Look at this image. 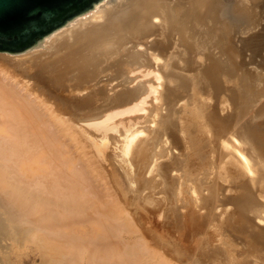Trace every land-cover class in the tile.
<instances>
[{"label":"bare ground","instance_id":"1","mask_svg":"<svg viewBox=\"0 0 264 264\" xmlns=\"http://www.w3.org/2000/svg\"><path fill=\"white\" fill-rule=\"evenodd\" d=\"M263 1L103 0L0 53V233L41 264H264Z\"/></svg>","mask_w":264,"mask_h":264},{"label":"water","instance_id":"2","mask_svg":"<svg viewBox=\"0 0 264 264\" xmlns=\"http://www.w3.org/2000/svg\"><path fill=\"white\" fill-rule=\"evenodd\" d=\"M103 0H0V53L17 55L35 46Z\"/></svg>","mask_w":264,"mask_h":264},{"label":"rangeland","instance_id":"3","mask_svg":"<svg viewBox=\"0 0 264 264\" xmlns=\"http://www.w3.org/2000/svg\"><path fill=\"white\" fill-rule=\"evenodd\" d=\"M230 5V4H229ZM261 6V7H260ZM220 8L218 9L219 10V13H218V18L219 19H222V20H226V21H229V19L231 18L230 16V13L234 15V12H230L229 10L231 9V6H227V7H222V6H219ZM228 10H227V9ZM257 9V10H256ZM255 9V12L257 14V16L254 17V20L257 21V24H261L260 28L262 27V25H264V1L257 6V8ZM222 10V11H221ZM261 10V11H259ZM228 11V12H226ZM221 12V14H220ZM224 16H221L222 14H224ZM263 13V14H262ZM227 16V17H226ZM260 16V17H259ZM224 17V18H223ZM226 17V18H225ZM259 18V20H258ZM261 19V20H260ZM260 21V22H259ZM243 27V26H242ZM242 27L239 29H237V31H241ZM238 32V33H239ZM236 34V33H235ZM239 35V34H238ZM239 37H242V38H246L247 36H243V35H239ZM238 43V42H237ZM235 47H236V44H233ZM238 46H239V43H238ZM240 47V46H239ZM236 49V48H235ZM236 51H238L236 49ZM239 52V51H238ZM1 54H7V55H10L11 57H14L15 55H11L9 53H1ZM21 55V54H19ZM245 59L247 60V62L252 66V68H256V67H261L263 66L264 62L263 61H260V59L258 61H255L254 63H252L250 61V52H247L246 55H244ZM249 57V58H248ZM239 60V58H238ZM221 61V60H220ZM240 64V60L238 61V63L236 64V66H241ZM240 71V70H239ZM241 72V71H240ZM253 73H256V72H253ZM139 75L140 73H136L135 75ZM225 93L228 95L229 94V91L227 89L224 90ZM262 101H264V98L262 99ZM261 104V102H260ZM259 105H257L258 107ZM258 109H252L250 112H248V114L246 113L245 116L243 117V123L250 120L251 116H252V113L254 111H256ZM138 114H143V113H138ZM136 114V115H138ZM135 115V116H136ZM127 116V115H126ZM130 115H128L129 117ZM134 115L131 116V117H135ZM139 116V115H138ZM246 117V118H245ZM120 118H123V117H120ZM124 118H127L124 116ZM245 118V119H244ZM119 119V118H118ZM258 122H261V120L259 119ZM111 165L114 167V170L115 172L120 176L122 177L124 175V171L123 169L121 168L120 164L118 162H116L115 160L112 161ZM120 166V167H119ZM162 196H159V198L161 199ZM157 198V196H156ZM157 198L156 200L158 202H160L161 200ZM161 203V202H160ZM164 204V205H163ZM146 207L148 208V210H152V211H149V213L147 212L148 210H146ZM145 210L144 211V214L150 216V220L153 222L154 225H156V229H158V233L162 234L163 236H167L169 230L167 229L168 227V222L164 216V210L165 209V203H161L160 205L158 206H149V205H145ZM150 208V209H149ZM156 209V210H155ZM163 211H162V210ZM155 210V211H154ZM159 210V211H157ZM151 213V215H150ZM167 213V212H166ZM161 214V216H160ZM164 221H163V219ZM156 221V222H155ZM164 222V223H162ZM167 223V224H165ZM165 224V225H164ZM159 225V226H158ZM165 226V228H164ZM161 227V228H160ZM167 227V228H166ZM166 232V233H165ZM0 264H41V258H40V254H39V251H38V247L35 245V244H32V243H25L23 242L21 244V240L18 241L19 239H17V235L14 234V233H11L9 236H5L3 234V231L0 233ZM3 234V235H2ZM15 235V236H14ZM21 244L19 246V244ZM4 243V245H2ZM215 245L218 244V243H214ZM27 246V247H26Z\"/></svg>","mask_w":264,"mask_h":264}]
</instances>
